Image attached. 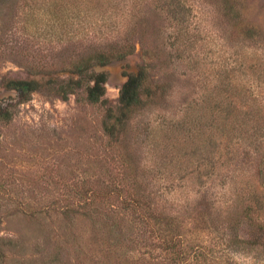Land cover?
I'll return each mask as SVG.
<instances>
[{
	"label": "rangeland",
	"instance_id": "374dc122",
	"mask_svg": "<svg viewBox=\"0 0 264 264\" xmlns=\"http://www.w3.org/2000/svg\"><path fill=\"white\" fill-rule=\"evenodd\" d=\"M54 1L0 0V100L10 114L0 118V264H173L170 257L162 258L156 233L133 221L120 199L100 200L96 211L86 212L77 193L83 184L99 191L121 188L122 197L145 198L146 214L153 216L150 224L166 237L174 233L183 239L191 257L187 264H264V246L235 243L236 237L254 238V224L242 216L231 227L225 212L237 199L248 198L249 191L264 197V150L247 138L227 146L218 130L203 150L192 151L189 145L180 150L196 154L174 162L175 167L200 168L201 173L179 181L176 171L171 175L162 165L165 156L174 161L178 150L165 152L150 133L179 120L187 102H203L226 69L233 68V79L246 85L257 75L247 66L261 63L264 72V0H185L194 40L190 64L174 58L166 36L168 16L147 4L143 33L132 37L133 53L95 68L108 75L103 101L89 103L80 90L62 100L49 88L19 101L3 87L6 79L32 78V66L45 64L44 59L52 75L66 76L58 59L66 45H57L45 33L55 21L49 13ZM125 2L80 0L72 8L87 14L79 21L95 31L101 5ZM92 30L87 35L91 40ZM145 47L152 56L151 77L164 76L167 94L109 139L102 127L107 110L117 108L122 72L143 64ZM113 224L120 228L118 237V228L109 232Z\"/></svg>",
	"mask_w": 264,
	"mask_h": 264
},
{
	"label": "trees",
	"instance_id": "16d2710c",
	"mask_svg": "<svg viewBox=\"0 0 264 264\" xmlns=\"http://www.w3.org/2000/svg\"><path fill=\"white\" fill-rule=\"evenodd\" d=\"M80 0H55L53 9L49 10L55 21L47 24L45 33L51 34V41L58 43L63 47V53L60 52L59 63L65 77H59L51 74L47 69L48 61L44 59L45 64L32 66V78H8L3 82L6 90H12L16 93L19 101L28 99L34 91L41 88H49L62 100L68 99L69 95L76 94L77 91L83 92V99L89 103H99L103 101L105 95V83L107 80L106 70H96V67H105L114 61H121L133 53L135 47L132 37L138 32L142 35V24L145 21L144 8L148 4L153 6L156 11L166 14L169 18V27L167 38L169 46L175 54V59L190 64V47L193 46V38L188 27V15L190 8L185 0H126L124 5L118 3L114 7L103 5L97 10L98 18L95 31L90 26H85L83 21H79L81 15L80 8H72L74 3ZM86 1V0H85ZM99 4H104L108 0H95ZM120 3L121 0H116ZM230 2L231 0H225ZM63 3V4H62ZM65 4V5H64ZM73 5V6H72ZM231 9L234 6L230 7ZM109 9V10H108ZM61 12V13H57ZM88 11H91L88 9ZM233 11V10H232ZM90 12H88L89 14ZM60 15V17H58ZM111 16L116 18L112 23H106L105 19ZM73 18H78L75 22ZM58 19V21H57ZM91 29H90V28ZM94 32V39L87 38L90 31ZM246 30L252 32L253 27H247ZM50 39V38H49ZM55 39V40H54ZM53 45V44H52ZM55 46H52L53 49ZM144 62L136 68L135 71H123L125 80L119 88L118 106L115 110L108 109L102 127L105 135L112 139L119 135L126 124L138 114L151 108L152 103L167 94V87L164 76L161 80H153L151 77V66L149 59L152 58L149 49H142ZM39 59V58H38ZM245 60V58H243ZM39 61V60H38ZM40 63V62H39ZM253 82L246 85L245 81L236 82L233 79V68L224 71L223 78L216 80L211 87L203 102H187L184 107L183 116L175 121L168 122L162 127L160 124L152 128L150 132L158 146H162L165 152L178 150L174 156V161L163 157L165 169L171 175L178 173L179 181H183L187 175H193L196 171L201 173L200 168L191 170H181L175 167L174 162L180 161L189 155H195V152L180 153L186 145L196 151L203 150V143L208 138L210 141L218 130L222 132L227 146L231 145L233 140L247 138L260 151L264 150V72L261 63L254 64ZM59 73V72H57ZM252 73V72H251ZM55 74V73H54ZM253 87V89H250ZM0 118L9 119L10 114L4 101L0 100ZM204 119V121H203ZM207 134V135H205ZM179 156L178 157V155ZM177 157V158H176ZM121 188L109 187L102 191L96 190L88 185H80L77 188L79 194L78 201L86 212L96 211L99 203L107 201L110 197H116L119 200L121 209L128 212L133 221L140 222L143 226L148 225L149 229L157 235L156 246L162 253V258H171L173 264H187L191 257H187L184 248V241L181 237L167 233L155 224H150L153 216L146 214L145 198L141 196L127 197L120 195ZM248 198L237 199L236 206L229 205L226 208L227 218L234 227L238 219L247 216L254 224V234L250 240L235 238V243L239 247H256L260 249L264 246V197L257 191H249ZM144 196V195H143ZM100 200H102L100 202ZM105 200V201H103ZM110 209L111 206H109ZM106 217H110L105 214ZM111 219L113 217L111 216ZM111 226L110 233H116L118 227ZM118 237L120 228H118ZM119 231V232H118ZM12 242V240H8Z\"/></svg>",
	"mask_w": 264,
	"mask_h": 264
}]
</instances>
